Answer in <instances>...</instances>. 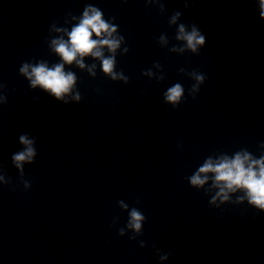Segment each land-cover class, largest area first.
<instances>
[{
	"label": "clouds",
	"instance_id": "1",
	"mask_svg": "<svg viewBox=\"0 0 264 264\" xmlns=\"http://www.w3.org/2000/svg\"><path fill=\"white\" fill-rule=\"evenodd\" d=\"M259 3L260 16L264 18V0H259ZM179 15L180 13L177 12L172 17L171 22L175 23ZM101 17L102 13L96 8L87 9L80 23L68 34V41L65 42L63 39L54 40L53 46L63 62L69 65L75 61L78 66L83 68V57L91 55L94 58H100L103 71L115 79L116 74L113 71L114 57L104 58L101 49L107 46L110 51L114 52L119 47V40L108 38L116 31V27L110 25ZM93 32L97 39L92 38ZM102 34L106 35L102 37ZM177 39L185 41L186 47L193 53H198V48L205 44V37L201 35L194 24L190 32L186 31L184 25H180ZM78 56L80 59H77ZM64 63L55 64L51 68L45 63H39L35 66L25 63L20 68V72L30 79L33 87L39 86L57 100H64L65 94L71 92L76 82V77L72 72L64 71ZM191 75L198 82L192 85V90L196 91L204 76L195 71ZM183 92L182 85L177 83L167 90L165 100L177 105ZM194 98L195 96H193ZM73 99L79 101L80 94L77 93ZM64 102L67 103L66 100ZM19 139L20 143L26 147L24 151L18 152L12 157L17 168H21L22 162L31 161L32 157L36 155L35 149L32 147L33 139H29L27 135H21ZM209 174H212L213 186L219 188L217 196L222 197L223 200L228 199V192H235L238 189L246 190L249 203L264 210V158L253 159L246 151L236 153L233 158L226 155L216 161L209 158L190 178L191 184L197 187L203 186L208 181ZM0 179H3V177H0ZM28 187H30V184L25 181V188ZM130 216L129 227L139 231L141 221L145 217L135 208L132 209ZM120 231L122 234L123 229Z\"/></svg>",
	"mask_w": 264,
	"mask_h": 264
}]
</instances>
